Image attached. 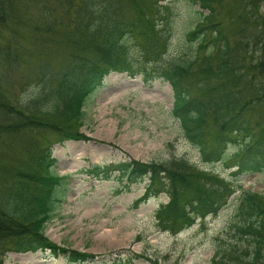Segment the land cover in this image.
Returning <instances> with one entry per match:
<instances>
[{
    "label": "trees",
    "instance_id": "obj_1",
    "mask_svg": "<svg viewBox=\"0 0 264 264\" xmlns=\"http://www.w3.org/2000/svg\"><path fill=\"white\" fill-rule=\"evenodd\" d=\"M159 1L0 0V251H48L69 264L95 260L45 236L67 184L52 171V144L41 145L36 136L89 141L80 128L91 95L111 73H140L145 83L170 84L171 114L203 162L226 161L233 149L228 160L235 170L222 178L185 158H126L86 173L117 181L126 192L146 181L136 206L165 194L168 202L154 218L171 234L216 215L239 189L235 229L248 246L217 247L211 264H264V194L237 183L249 173L264 177V0H195L202 11L188 33L195 55L184 63L162 61L168 8ZM132 42L140 69L131 59Z\"/></svg>",
    "mask_w": 264,
    "mask_h": 264
},
{
    "label": "rangeland",
    "instance_id": "obj_2",
    "mask_svg": "<svg viewBox=\"0 0 264 264\" xmlns=\"http://www.w3.org/2000/svg\"><path fill=\"white\" fill-rule=\"evenodd\" d=\"M194 1H159V5L168 8L162 20L169 32L163 63L193 59L196 43L189 40L188 32L200 18L197 13H202ZM261 12L264 14V6ZM129 47L131 59L136 69H140L137 46L132 42ZM172 103V89L163 79L148 84L140 73L133 78L126 73H111L83 109L84 125L80 131L89 141L58 142L44 133L36 136L41 145L52 144V158L56 160L52 171L65 177L67 184L57 216L45 230L49 240L97 256L94 262L86 264H149L140 255L159 264L163 261L211 264L217 247L224 249L236 243H241L243 248L248 246L239 240L235 229L236 205L242 194L239 189L216 215L197 219L192 227L171 234L159 228L154 218L159 206L167 204L166 195L136 206L134 202L143 195L146 181L126 192L117 181L96 180L86 173L95 165L107 166L126 158L144 163L185 158L198 169L229 178L234 170L235 160H228L233 149L229 150L226 161L203 162L199 151L183 137L179 122L171 114ZM237 183L244 191L264 194L262 174H245ZM0 261L2 264H69L64 257H54L49 252L0 251Z\"/></svg>",
    "mask_w": 264,
    "mask_h": 264
}]
</instances>
